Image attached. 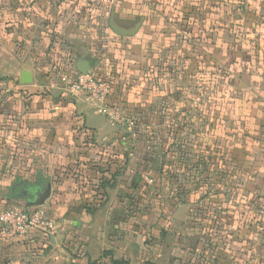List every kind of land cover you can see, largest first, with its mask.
Here are the masks:
<instances>
[{
	"label": "rangeland",
	"instance_id": "rangeland-1",
	"mask_svg": "<svg viewBox=\"0 0 264 264\" xmlns=\"http://www.w3.org/2000/svg\"><path fill=\"white\" fill-rule=\"evenodd\" d=\"M175 1L179 2L178 4L185 2ZM187 1L183 11L189 14L194 3ZM257 2L254 8L259 10V0ZM46 3L48 5H45ZM170 3L173 1L119 0L113 4V0H1L0 115L13 121L21 117L22 123L17 126L8 123L7 126L4 125L8 131L0 134V213L10 208L25 207V198L21 199L22 192L19 191L20 184L27 181L31 187L38 182L39 175H50L48 178L53 184H59L61 181L71 182L80 189L90 188L96 194H103V183H115L119 187L120 204L127 195L130 196V201L134 198L137 205L144 204V188L134 193L131 187L141 179L148 184L154 182L143 172L144 141H135L131 135L139 119H142L143 123L148 122L147 112L150 106L160 107L154 108L153 115L159 117L160 111L167 106L169 111L177 112L176 103L172 101L189 98L186 94L193 93L194 88L197 96H201V91H197L200 86L194 87L197 83L193 82L200 78L199 74L193 73L196 68L195 60L198 54L207 56V52L212 49L208 47L211 39L209 25L202 26L197 34L192 33L189 26L187 33L175 39L172 29L163 23L162 17L156 12L162 7L166 8V12L182 11L176 6L172 7ZM209 3L212 4V1ZM43 5L46 7L42 8ZM113 9L116 10L118 22L126 26L144 18L142 28L135 37H119L110 30L108 21ZM181 11L179 14L183 16ZM170 13L173 14L174 11ZM190 18L191 23L201 22L200 19L194 21L193 17ZM11 20L15 25L10 24ZM44 20L46 24L41 26ZM55 21L57 26L55 25L53 30L52 24ZM245 27L248 31H253L251 23H245ZM181 42L187 46L183 47ZM243 44L245 47H240L241 50L250 51L249 46L252 45ZM204 56L199 59L205 58ZM86 58L92 61V74L108 80L112 87L107 104L112 113L111 119L92 113L89 122L102 127L108 124L107 118L110 120L122 134L117 151H111L110 146L103 144L101 140L90 141L82 137L84 127L82 128L81 124L73 122L72 131L70 125L67 126L70 113L73 112L69 107V100H72L69 87L79 75L76 63ZM20 70L33 74L35 81L32 85L20 84L17 76ZM186 77L190 81H185ZM33 85L35 88L32 90L26 89ZM174 92L177 96L175 98L169 95ZM164 93L172 99H166ZM33 99L38 101L34 103ZM37 109L43 112L39 116L36 115L39 114ZM28 111L33 114H27ZM45 117L55 122L41 125ZM150 122L149 126L153 130L159 129V120ZM144 128L147 129L140 126V129ZM36 129L37 132L30 131ZM162 130L164 136L167 129L163 126ZM38 134L49 137L55 134L57 137L52 141L44 140L45 149L41 151L51 152L52 148H47V145H59L66 148L68 154H25V146L39 142ZM72 134L75 136L73 140H63L65 135ZM129 148H133V151ZM33 159H41L43 163L33 167L30 163ZM54 161L57 163L56 168L49 172L42 170ZM138 165L137 175L135 172ZM123 166L125 168L121 171ZM157 210L159 208L155 207V211ZM155 211L148 214L150 218L146 220V224L159 232L155 222L160 215L155 214ZM124 217L123 213L117 221L126 229ZM170 234L171 236L163 241L166 248L164 247L161 254L155 255L153 250H146L145 256L151 257L153 264H170L175 258L171 254L172 249L176 247L175 234ZM152 245L155 244H148Z\"/></svg>",
	"mask_w": 264,
	"mask_h": 264
},
{
	"label": "crops",
	"instance_id": "crops-1",
	"mask_svg": "<svg viewBox=\"0 0 264 264\" xmlns=\"http://www.w3.org/2000/svg\"><path fill=\"white\" fill-rule=\"evenodd\" d=\"M22 71L17 75L19 82ZM245 75L247 77L238 83L226 85L221 90L218 88L217 96L210 102L213 108L215 105L222 107V115L228 124L220 146L226 160L225 169L234 172L235 176L230 180L234 181L237 189L236 195H231L227 190L230 196L223 195L222 201H219L221 209L211 213L217 214L221 231L229 242L226 245L219 244L217 253L215 249V261L212 259L206 264H264V31L259 32V70L250 69ZM33 88L35 85L26 89ZM71 97L69 107L73 112L67 123L70 130L73 122L81 124L84 127L82 137L90 141L101 140L110 146L111 151H117L122 139L121 132L116 130L108 118V124L102 127L91 124L90 114H101L85 97ZM37 101L33 99L34 103ZM178 101L184 104V100ZM37 110V116L43 113ZM27 114L33 112L28 111ZM20 118L13 121L0 115V134L8 131L4 128L8 123L15 126L21 124ZM53 122V119L45 117L41 125ZM30 131L37 132V129ZM38 137L40 140L37 144L25 146V154H68V150L59 145H47V148H52L51 152L41 151L45 149L44 140H54L57 138L55 134L51 137L38 134ZM74 138L73 134L65 135L63 140ZM30 163L36 167L43 161L33 159ZM56 164L55 161L50 162L42 170L49 172L56 168ZM40 177L42 180H51L48 178L50 175H39L38 181ZM118 188L113 183L104 192L101 191L103 194H96L90 188L80 189L71 182H52L51 197L43 207L57 222V232L48 235L35 231L16 242L0 244V264H153L151 257L145 256L146 250H153L155 255L161 254L166 248L163 241L171 236V232L175 234L176 247L172 249L171 254L175 258L170 264H188L190 251L196 253L193 254V264L202 263L200 257L207 245L202 242V235L192 231L196 225L195 219L202 216L204 211L201 202H198V195H192L167 217L159 216L155 222L159 232L154 233V228V240L149 242L155 245L148 246L149 243L145 245V240L122 228L121 222L118 223L117 220L124 213L119 203Z\"/></svg>",
	"mask_w": 264,
	"mask_h": 264
},
{
	"label": "trees",
	"instance_id": "trees-1",
	"mask_svg": "<svg viewBox=\"0 0 264 264\" xmlns=\"http://www.w3.org/2000/svg\"><path fill=\"white\" fill-rule=\"evenodd\" d=\"M36 1L32 0V2ZM117 1L119 0H113V4ZM172 1L173 3L170 5L176 6L182 11L170 10L166 12V8L159 7L161 9L156 12L162 17L163 23L172 29L176 40L179 39V35L187 33L189 26L191 32L197 34L202 26L209 25L211 39L208 42V47L212 49L207 52V56L203 54L196 56V68L193 72L194 75L199 74L200 76L197 81L193 82L197 83L194 87L200 86L197 91H201V96H197L194 88L193 93L186 94V96H190L189 98H183L184 104L180 101L177 102L176 99L172 101L176 103L177 112L169 111L167 106L165 109L159 110V117H154V108L159 109L160 107L152 105L147 112L149 114L147 115L148 122L143 123V120L139 119L131 137L135 141L141 139L144 141L142 164L145 169L143 172L154 183L148 184L141 179L132 185L131 190L134 193L138 189L144 188V204L142 206L137 205L134 198H132L133 201H130V196L127 195L120 207L125 214L123 223L126 225V229L145 240L144 244L146 245L154 240L155 230L153 233V227L147 225L146 220L150 218V214L154 213L152 211H155V207L159 208L155 214L159 213L161 217H167L179 205L186 203L192 195H198L200 198L198 202H201L204 211L202 216L195 219L196 225L192 231L202 235V242L207 245L200 257L202 259L200 264H206L209 260L214 259L215 261V249L217 253L219 244H228L229 242L228 237H225L221 231L222 226L217 220V214L211 213H216L218 209H221L222 204L219 201H222L224 194H229L227 190L231 195H236L237 189L234 181L230 180L235 176L234 172L225 169L226 160L220 146L228 124L222 115V107L215 105L213 108L210 102L217 96L218 88L221 90L226 85L240 82V79L247 77L245 73L250 69L259 70V32L264 31V0H259V10L254 8L258 3L257 0H191L190 3H194L191 7L192 14H186L183 11L188 3L187 0H184L185 2L182 4H178L179 2L177 3L175 0ZM209 1H212V4ZM45 5L42 8H45ZM170 5L168 4L172 9ZM171 11L174 13L171 14ZM179 11L183 16H180ZM190 16L194 18V21L200 19L201 22L199 24L191 23ZM12 20L10 24L15 25ZM44 21L41 26L46 24ZM245 23L252 24V32L246 29ZM55 25L56 21L52 24L53 30L57 26ZM48 36L52 37L51 34ZM181 43L183 47L187 46V44ZM243 43L252 45L249 46L250 51L241 50L240 47H245ZM176 45L178 46V44ZM203 56L205 58L200 60L199 58ZM187 80L186 77L185 81ZM104 81L108 83L112 92L110 82ZM169 95L177 97L175 92ZM165 96L166 99H172L166 94ZM161 115L163 116L161 117ZM153 120H159L157 123L159 129L156 131L149 126L150 121ZM140 126L147 127V129H140ZM163 126L167 129L164 136H162ZM129 149L133 151V148ZM139 165L136 167L137 175ZM124 168L123 166L121 171ZM42 179L40 177L35 185L49 181ZM102 185L106 188L109 184L103 183ZM20 186V190L30 187L27 181H22ZM28 209L27 206L21 208L25 211ZM213 244L216 245L213 246ZM193 254L196 253L189 252L188 264H193Z\"/></svg>",
	"mask_w": 264,
	"mask_h": 264
},
{
	"label": "built area",
	"instance_id": "built-area-1",
	"mask_svg": "<svg viewBox=\"0 0 264 264\" xmlns=\"http://www.w3.org/2000/svg\"><path fill=\"white\" fill-rule=\"evenodd\" d=\"M69 93L85 97L99 114L111 119L112 113L107 108L110 87L106 81L98 80L92 72L79 74L69 87ZM58 228L57 222L43 206L29 208L27 211L9 209L0 213V244L16 242L35 231L54 235Z\"/></svg>",
	"mask_w": 264,
	"mask_h": 264
},
{
	"label": "water",
	"instance_id": "water-1",
	"mask_svg": "<svg viewBox=\"0 0 264 264\" xmlns=\"http://www.w3.org/2000/svg\"><path fill=\"white\" fill-rule=\"evenodd\" d=\"M144 18L131 26H126L118 22L116 18V10L111 11L108 25L110 30L119 37L133 38L142 28ZM92 69V61L89 58L79 60L76 63V70L79 74H88ZM21 85H32L34 83V76L29 71H22L20 76ZM28 195L26 199V206L28 208L42 207L46 204L52 194V182L46 181L38 185H32L28 188Z\"/></svg>",
	"mask_w": 264,
	"mask_h": 264
},
{
	"label": "flooded vegetation",
	"instance_id": "flooded-vegetation-1",
	"mask_svg": "<svg viewBox=\"0 0 264 264\" xmlns=\"http://www.w3.org/2000/svg\"><path fill=\"white\" fill-rule=\"evenodd\" d=\"M29 188V187H28ZM28 188H24L23 190L21 189V190H19L20 192H22V197H21V199H24L25 198V201H26V199H27V196H29L28 195ZM25 206H26V202H25Z\"/></svg>",
	"mask_w": 264,
	"mask_h": 264
}]
</instances>
